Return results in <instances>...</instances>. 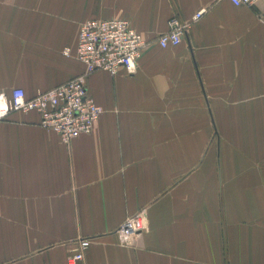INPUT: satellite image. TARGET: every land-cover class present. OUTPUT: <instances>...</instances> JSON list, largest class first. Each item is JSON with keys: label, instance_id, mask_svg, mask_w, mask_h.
<instances>
[{"label": "crops", "instance_id": "0c3cea01", "mask_svg": "<svg viewBox=\"0 0 264 264\" xmlns=\"http://www.w3.org/2000/svg\"><path fill=\"white\" fill-rule=\"evenodd\" d=\"M173 15L188 30L160 48ZM94 19L148 45L135 74L88 76L101 114L69 145L35 112L0 122V264H67L79 239L78 264H264V0H0V92L81 74L62 52Z\"/></svg>", "mask_w": 264, "mask_h": 264}, {"label": "built area", "instance_id": "2783aa9c", "mask_svg": "<svg viewBox=\"0 0 264 264\" xmlns=\"http://www.w3.org/2000/svg\"><path fill=\"white\" fill-rule=\"evenodd\" d=\"M224 0H215V2ZM236 7L250 6L255 0H226ZM206 9L198 11L197 20ZM189 23L171 16L166 30L156 40L160 48L175 47L186 35ZM148 43L127 20H87L80 24L76 46L63 50V55L73 57L83 64L84 71L70 80L46 91L37 92L28 98L22 89L0 92V122L13 112H35L39 115L38 125L48 132L57 134L61 142L69 145L81 134L90 133L101 114L87 89V78L94 72L115 74L123 70L135 74L138 60ZM145 228V212L139 211L128 218L118 229L121 237H132ZM90 241L79 239L76 247L66 258L67 264H78L83 260Z\"/></svg>", "mask_w": 264, "mask_h": 264}]
</instances>
